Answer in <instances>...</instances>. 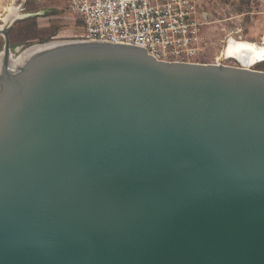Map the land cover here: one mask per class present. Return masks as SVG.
<instances>
[{
    "label": "water",
    "instance_id": "water-1",
    "mask_svg": "<svg viewBox=\"0 0 264 264\" xmlns=\"http://www.w3.org/2000/svg\"><path fill=\"white\" fill-rule=\"evenodd\" d=\"M11 25L0 264H264V70Z\"/></svg>",
    "mask_w": 264,
    "mask_h": 264
},
{
    "label": "built area",
    "instance_id": "built-area-1",
    "mask_svg": "<svg viewBox=\"0 0 264 264\" xmlns=\"http://www.w3.org/2000/svg\"><path fill=\"white\" fill-rule=\"evenodd\" d=\"M81 37L143 47L167 62L221 63L209 56L212 14L198 0H69ZM233 60V59H232Z\"/></svg>",
    "mask_w": 264,
    "mask_h": 264
},
{
    "label": "rangeland",
    "instance_id": "rangeland-1",
    "mask_svg": "<svg viewBox=\"0 0 264 264\" xmlns=\"http://www.w3.org/2000/svg\"><path fill=\"white\" fill-rule=\"evenodd\" d=\"M212 14L213 23L206 33L212 39L211 58L225 49L230 38L264 44V0H198ZM22 15L8 28L13 56H18V46L27 48L33 44L82 39V27L71 11L69 0H0V27L8 8H19ZM46 40V41H43ZM5 39L0 34V52ZM221 54L219 53L218 56ZM229 65H238L230 59ZM252 68L264 70V59Z\"/></svg>",
    "mask_w": 264,
    "mask_h": 264
},
{
    "label": "bare ground",
    "instance_id": "bare-ground-1",
    "mask_svg": "<svg viewBox=\"0 0 264 264\" xmlns=\"http://www.w3.org/2000/svg\"><path fill=\"white\" fill-rule=\"evenodd\" d=\"M19 17H22L20 13V7L19 8H8V13L6 17H4V24L0 29L5 27L6 25H11L14 20L18 19ZM0 19L1 14H0ZM38 44V43H37ZM34 45L33 47L28 48L27 50L23 51V48H20V53L18 56H11V59L8 62V65L11 66H17L19 69L27 59H30L32 56L35 55V52L38 49H42L43 45ZM224 56H227L229 58H233L235 61L238 62V64H243L246 67L252 68V66L264 59V44L258 45L253 42H249L246 40H239L235 38H230L228 41V44L225 49ZM221 55H217V62L216 64H220ZM3 66L4 65V55L3 53L0 54V73L3 72ZM12 69V68H11ZM17 70V69H16Z\"/></svg>",
    "mask_w": 264,
    "mask_h": 264
},
{
    "label": "trees",
    "instance_id": "trees-1",
    "mask_svg": "<svg viewBox=\"0 0 264 264\" xmlns=\"http://www.w3.org/2000/svg\"><path fill=\"white\" fill-rule=\"evenodd\" d=\"M43 41H46V40L43 39Z\"/></svg>",
    "mask_w": 264,
    "mask_h": 264
},
{
    "label": "flooded vegetation",
    "instance_id": "flooded-vegetation-1",
    "mask_svg": "<svg viewBox=\"0 0 264 264\" xmlns=\"http://www.w3.org/2000/svg\"><path fill=\"white\" fill-rule=\"evenodd\" d=\"M234 60V59H233Z\"/></svg>",
    "mask_w": 264,
    "mask_h": 264
}]
</instances>
